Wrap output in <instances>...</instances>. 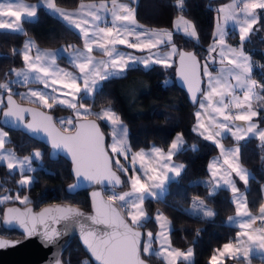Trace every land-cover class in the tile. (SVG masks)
Here are the masks:
<instances>
[{
    "label": "trees",
    "instance_id": "obj_1",
    "mask_svg": "<svg viewBox=\"0 0 264 264\" xmlns=\"http://www.w3.org/2000/svg\"><path fill=\"white\" fill-rule=\"evenodd\" d=\"M84 1L102 0H54L57 6L69 9L76 8ZM117 1L128 2L134 10L135 20L149 30L173 31L174 22L178 17L190 21L196 32V38L173 32L172 39L179 49H193L202 61L207 57L205 46L213 38V29L218 17L216 7L227 0ZM256 17L257 21L243 41L242 48L251 59L253 66L251 74L259 84L258 92L261 95L262 107L255 119L258 125L264 127V7L256 10ZM23 23L25 32L0 29V88L2 82L12 77L14 69L24 64L21 47L26 36H31L39 46L43 47L53 48L61 44L81 43L80 35L76 30L41 6L37 8L35 20H23ZM228 40L233 43L239 42L237 37L228 36ZM62 62L68 64L64 58ZM174 71L175 62L171 65L154 64L146 68L140 65L130 66L121 75L102 79L93 95L85 97L84 100L92 109L108 106L118 114L127 125L128 142L132 151L148 148L150 143L166 148L175 133L182 134L184 148L179 150L174 158L184 164L183 170L175 179L169 181L163 197L151 195L143 197L145 213L134 225L143 228L144 233L150 230L153 235L152 242L156 243L154 235L159 228L156 214L160 211L170 223L169 243L180 250H192L191 261L178 259L176 264H212L211 256L224 244L235 239L236 227L226 222L227 216L234 212L235 207L229 189L222 187L214 193L209 192L208 161L218 148L213 142L193 130L194 109L197 103L190 102L185 90L175 82ZM10 83L16 88L23 86L15 82ZM12 93L19 100L28 101L19 98L18 93ZM45 109L53 113L58 124V116L72 113L70 107L58 103ZM87 115L95 116L92 113ZM98 119L106 134L108 146L111 139L110 129L107 123ZM5 128L9 135L7 143L16 152L28 154L34 149L40 150L42 163L33 170L34 178L31 183L18 185L17 176L20 173L16 170L11 171L5 163L0 162V194L8 191L12 193L17 188L19 194L28 196V200L21 205L31 203L35 208H39L48 203L65 202L89 209L88 189L74 193L67 190V184L73 180L70 162L67 159L62 156L51 159L48 156V147L42 142L22 131ZM223 142L239 145L240 161L253 173V177L248 182V202L250 204L258 202L261 199L260 186L264 181V137L249 136L235 140L227 134L223 137ZM121 161V165L116 164L113 158L114 167L122 175L123 185L112 189L116 193L127 192L125 197H123L124 193L121 196V200L126 203L123 205L115 197L113 199L118 202L127 216L129 210L127 196L135 190L131 188V182L127 179L132 167L125 159L122 158ZM105 194L111 197L107 194V190ZM198 201H202L207 209H196L195 205ZM12 203L17 202L7 200L0 203V235L19 237L20 232L6 229L1 221L4 206ZM142 255L151 264H165L163 258L156 252L148 254L142 252ZM62 260L64 264H84L85 261L94 264L77 238L69 242L62 254ZM234 263L264 264L257 257H252L249 263L242 258L231 256H225L217 262V264Z\"/></svg>",
    "mask_w": 264,
    "mask_h": 264
},
{
    "label": "crops",
    "instance_id": "obj_2",
    "mask_svg": "<svg viewBox=\"0 0 264 264\" xmlns=\"http://www.w3.org/2000/svg\"><path fill=\"white\" fill-rule=\"evenodd\" d=\"M112 1L113 0H105L103 2H107L106 4L96 5L104 7L99 10L100 13L104 11L105 14L101 13V15L98 16L99 18L105 16L107 19H110L111 16L114 22L113 25L110 24L109 21L97 20L94 22V26H99L98 29L103 31L105 36H100L98 34L99 37H102V42L98 39L99 46L96 45L94 47L97 48L92 47L91 50L100 53L103 61L107 58V51H110L120 64L124 59L130 58L134 61L137 60V64L135 63L132 66L140 65L144 67L142 61L147 59L140 60L141 56L146 54V51L150 47L153 49L168 48L170 39L171 42L174 43L172 39L173 32H179L193 39L196 38L195 30H191L188 20L182 17H178L175 20L173 31L149 30L136 26L133 22L124 23L123 20H119L117 16L118 14L122 15L130 4L125 1H119L116 4ZM39 6L46 10L43 5L40 4ZM78 7L79 6L73 8L71 11L73 13L74 11H78ZM261 7H264V0H227L217 5L216 8L220 19H224V30L217 35L216 29L219 25L217 26L215 24L213 38L211 42L205 46L207 57L202 60V75L204 78L203 91L194 109L195 119L193 123V130L202 137L213 142L218 148V151L212 155L208 161L207 168L210 178L209 192L214 193L222 187L229 189L231 200L235 207L234 212L227 216L226 222L236 227V236L234 240L223 245L226 247L221 260L225 256H231L242 258L246 263H249L252 257H257L264 263V230L257 228L258 221L264 220V181L260 186L261 199L254 204H250L247 198V190L248 182L250 178L253 177V173L241 163L239 145L237 143L226 144L223 142V137L227 134L235 140H240L249 136L258 138L264 137V127L258 125L255 119V116L259 113L260 107H262L261 95L258 92L259 84L251 74L253 68L251 59L242 48L243 41L248 37L249 31L257 21L256 10ZM128 10L131 13V8H128ZM47 11L59 18L67 26L76 30L74 25L67 21L73 19V17L69 15V10H62L56 6L55 8L52 7L51 12L49 10ZM36 13L37 10L34 12L35 19L37 17ZM97 23L99 24L97 25ZM89 24L91 23L89 22ZM103 27L109 30L112 29V33L107 34L108 30ZM76 31L78 32V30ZM149 33H151V35L155 33V35L159 37L156 39V42H152V38H148ZM78 34L80 35L82 43L83 37L80 32H78ZM134 34H139V36L137 37ZM228 36L237 37L239 42H231L228 40ZM103 39L104 41L106 40V43H103ZM152 43L155 44L153 45ZM61 45H67V47L54 51V55L61 52V59L63 60L64 58L66 60V54L64 52H67L68 49H74V46L80 44L68 43ZM103 50L105 52H103ZM210 55H213L222 64H219V62H209L208 58ZM167 59L168 60H163V58H161L158 61H160V63H166L163 61H172L169 65L175 62V60H171V58ZM62 60H60L61 63H63ZM67 63L70 66V63ZM128 67L130 66H126L125 70ZM123 68L124 67L120 69ZM32 81L36 83V81ZM233 83H236L237 87L240 85L246 87L242 88L239 93L243 95L247 94V99L244 97L237 99L238 89L233 88L236 87L233 86ZM97 86H95L93 93ZM92 95L93 94H91V96ZM244 102H247L253 107L252 114L249 116L250 125L247 127L243 125L242 121L238 120L240 119L238 118L239 112L243 111L241 109V104ZM106 107L109 109H104ZM101 108L105 110V115L103 113L101 114ZM101 108L97 110L91 108L92 111L90 113L95 114V116L107 123L111 134V147L116 152L123 148L127 153L129 165L132 167L130 174L135 173L136 176L135 180L129 177L131 187L134 183L138 182L141 185L140 191L137 192V190L134 189L135 192L163 197L168 189L169 181L175 179L184 167L182 162L174 158V155L184 148V137L182 134L179 132L175 133L166 148L150 143L148 148L132 151L128 142V128L126 123L122 121L118 114L110 107L103 106ZM252 130L256 132H252ZM127 201L129 202V200ZM195 207L198 210L201 208L207 209L202 201L196 202ZM223 248L224 247L220 249L223 250ZM218 254H221V251ZM158 255L163 258L162 255ZM176 260H178V258ZM183 260L191 261V259Z\"/></svg>",
    "mask_w": 264,
    "mask_h": 264
},
{
    "label": "water",
    "instance_id": "obj_3",
    "mask_svg": "<svg viewBox=\"0 0 264 264\" xmlns=\"http://www.w3.org/2000/svg\"><path fill=\"white\" fill-rule=\"evenodd\" d=\"M174 77L189 101L197 103L204 78L202 61L193 49H179ZM3 104L1 124L42 142L51 159H67L73 177L67 190L88 189L90 207L86 210L65 202L39 208L31 203L5 205L3 226L21 236L0 235V264H64L62 254L73 238L94 264H151L142 255L143 228L132 224L118 202L105 194V190L121 187L123 181L98 117L78 118L70 129H64L52 112L21 101L12 92L5 93Z\"/></svg>",
    "mask_w": 264,
    "mask_h": 264
},
{
    "label": "rangeland",
    "instance_id": "obj_4",
    "mask_svg": "<svg viewBox=\"0 0 264 264\" xmlns=\"http://www.w3.org/2000/svg\"><path fill=\"white\" fill-rule=\"evenodd\" d=\"M103 1L105 0L85 1L84 3L80 2L78 5L79 10L74 11V13L71 11L72 9L58 6V8H61L62 10H69V15H71L74 20L69 19L67 20L68 23L74 25L76 30H78V32H80L83 37V42L80 43V45L74 46V49H68L67 52H64L66 54V62H69L70 66L68 64L61 63V52H59L57 55H54V51H58V49H64L67 47V45H61L57 48L40 47L31 36H26L21 47L24 64L15 68L12 77L8 81H4L1 84L0 111L4 103L5 93L14 92L18 93L19 98L38 104L43 108H49L54 103L70 107L72 109V113L57 117L59 124L65 129H70L76 119L89 116L87 114H89L92 110L90 105L85 102L84 98L93 94L95 86H97V84L99 85L102 79L112 75L123 74L125 72L126 66H132L137 61L135 58L134 59L136 61L127 58L124 59V61H122L120 64V62L112 55L110 51H107V58L105 61H103L100 53L93 52L91 50L92 47L97 48L94 46L98 45V39L102 42V37H99L98 34L100 36H105L104 32L98 29L99 26H94V22L101 20L109 21L112 25L114 23L112 19L113 17L111 16L110 19H107L105 16L100 18L98 17L101 15V13L105 14L104 11H101L100 13L99 10L100 8L104 7H100V5L96 6L97 4L107 3ZM112 2L117 4L119 1L113 0ZM40 4L50 12L52 11V7L55 8L57 6L54 0H39L38 2H31L27 0H0V29L13 32H25L23 20L29 19L33 21V19H35L34 12L37 10V7H39ZM128 8H131V13ZM117 18L119 20H123L124 23L133 22V24H136V26L144 28L135 20L134 10L131 5H128L127 9L124 10L122 15L118 14ZM89 22L91 24H89ZM188 22L190 24L189 26L191 27V30L194 31L192 23L190 21ZM223 22L224 19L221 20L218 15L215 22L217 26L219 25V27L216 29L217 35L219 32H223L224 30ZM98 24L99 23H97V25ZM106 27L103 28L108 30L107 34H111L112 29L109 30ZM134 35L137 37L139 36V34ZM149 37L152 38V42H156V39L159 38L157 35H155V33L153 35L149 33L148 38ZM104 42L106 43V40L104 41L103 39V43ZM169 42L168 48L165 49H153L150 47L146 51V54L141 56L140 60L147 59L142 61L143 66L150 67L154 64L169 65L170 62H172L163 61L166 63H160L158 60L161 58H163V60H168L167 58L175 60L179 48L175 43L171 42V39ZM152 44L154 45L155 43ZM103 52L105 51L103 50ZM208 61L211 63L219 62V64H222L213 55H210ZM122 67L124 68L120 69ZM32 80L36 81V83H34ZM10 82H15L23 86L16 88V86H11ZM233 86H236L233 88L238 89L237 99H241L243 97L245 99L248 98L247 94L243 95L239 93L241 92L242 88L246 87L241 85L237 87L236 83H233ZM241 105V109L243 111L239 112L238 118L240 119L238 120L242 121L243 125L247 127L250 125L249 116L252 114L253 107H251V105H249L247 102H244ZM104 109L109 108L106 107ZM104 109L101 108L100 111L101 114L103 113L105 115ZM252 132L256 131L252 130ZM8 139V132L0 122V162L5 163L11 171L16 170L20 173V175L17 176L18 185H28L34 178L33 170L42 163L41 151L34 149L28 154L18 153L10 144L7 143ZM110 142L111 140L108 142V148L112 153L115 163L121 165V159L123 158L126 160V163L129 164V159L127 158V153L125 150L122 148V150H118L116 152L111 147ZM127 175L128 177H131L132 180L136 179L135 173ZM127 179L130 181V178ZM140 186L141 185L136 182L131 188L139 192ZM117 192L118 193H116V191L112 188L107 190V194L110 195L111 198L115 197L124 205L125 201L121 200V196L124 191ZM137 192L130 193L127 196V199L129 200V210L127 211V216L132 224H137V222L141 219L142 214L145 213L142 200L146 194ZM7 200H16L17 203L23 204L26 200H28V196L27 194H19L17 188H15L12 193L8 191L6 193L0 194V203ZM156 218L159 225V228L154 235L156 243L152 242V232L150 230H146L142 243V252L144 254L157 252L163 256L165 264H176L175 260L177 258L192 260L191 249L181 251L169 243L168 231L170 223L168 218L160 211L156 214ZM222 247H224L223 250H217L211 256L210 261L212 264H217V262L220 261L221 257L224 255V249L226 246ZM220 251L221 254H218ZM84 264H88V261H85Z\"/></svg>",
    "mask_w": 264,
    "mask_h": 264
},
{
    "label": "built area",
    "instance_id": "obj_5",
    "mask_svg": "<svg viewBox=\"0 0 264 264\" xmlns=\"http://www.w3.org/2000/svg\"><path fill=\"white\" fill-rule=\"evenodd\" d=\"M257 228H258V229H262V230H264V220H260V221H258Z\"/></svg>",
    "mask_w": 264,
    "mask_h": 264
}]
</instances>
